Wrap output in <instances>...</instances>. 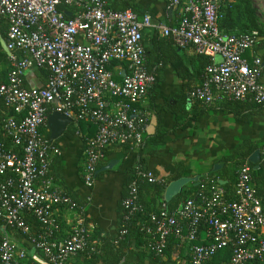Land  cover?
Here are the masks:
<instances>
[{
	"label": "built area",
	"instance_id": "obj_1",
	"mask_svg": "<svg viewBox=\"0 0 264 264\" xmlns=\"http://www.w3.org/2000/svg\"><path fill=\"white\" fill-rule=\"evenodd\" d=\"M235 1L170 0L169 7L181 9L180 22L174 27L155 26L177 48L193 49L212 61L200 85L190 91L191 100L264 105L263 61L245 57L258 44L259 32L227 35L219 28L222 4ZM1 21L7 24L5 41L11 55L0 100L13 115L0 128V264H66L93 247L92 231L84 207L52 185L50 164L61 152L41 129L53 112L96 127L84 150L82 179L87 189L93 187L104 149L139 146L149 115L136 107L156 84V75L147 70L143 31L154 26L149 15L112 11L103 0H0ZM217 57L220 63L215 62ZM32 67L48 70L44 87H24L25 74ZM139 182L168 186L152 171L136 167L121 203L124 221L142 210ZM235 196L228 200L219 180L206 178L198 194L175 210L163 203L145 227L147 249L164 256L174 238L187 246L186 259L178 256L177 264H211L225 248L231 252L228 264H264V210L248 165L237 173ZM60 207L74 216L71 231L63 238L55 214ZM25 214L37 219L40 234L31 232ZM11 229L43 257L28 258L25 249L11 240Z\"/></svg>",
	"mask_w": 264,
	"mask_h": 264
},
{
	"label": "crops",
	"instance_id": "obj_2",
	"mask_svg": "<svg viewBox=\"0 0 264 264\" xmlns=\"http://www.w3.org/2000/svg\"><path fill=\"white\" fill-rule=\"evenodd\" d=\"M103 1L109 4L114 0ZM128 1L135 4L140 17L149 15L154 26L143 31L146 59L150 64L157 63L158 56L161 55L165 61L157 66L159 69L157 83L136 107L138 111L149 115L141 146L127 144L104 149L97 165L93 187L87 189L82 179L85 166L84 150L87 140L95 135L96 127L71 118L73 122L67 126L64 134L54 141L61 154L53 157L50 164L49 176L52 185L70 196L77 206L84 207L85 221L92 231L93 247L99 246L103 239L112 237L116 231L123 216L121 203L127 194L130 174L132 175L136 167L140 166V159L147 155V152L141 154L140 150L152 142L159 130L164 129L171 133L165 136L164 142L157 145L158 154L147 158L146 166L166 181L177 173H181L182 178L193 179V182L188 183L183 189H189L191 184L196 186L200 181L209 178L211 172L221 170L223 168L221 158L240 148L246 141L253 143L257 150L261 151L258 163L254 165L250 162L255 166V170H259L264 161V105L257 106L249 102L231 105L225 104L228 100H222L205 105V111L199 115L203 106L198 105L197 101L191 100L189 96L190 91L202 81V77L199 76L198 56L193 49L183 50L155 44L158 43L157 40L166 39L155 26H176L182 18L181 9L169 7L170 0ZM234 4L237 6L234 9L236 17L227 30L240 34L256 28L254 31L259 32L258 44L248 50L245 57L250 61L255 57L262 59L263 72L260 80L264 85V0H237L230 5L222 4L223 14ZM215 62L220 63L221 59L217 57ZM34 68L26 72L27 81L32 88L42 87L46 81L40 80ZM3 115L4 110L0 109V118ZM194 115L199 116L194 119ZM46 127L45 133L47 132L50 137L48 125ZM113 161H115L113 169L97 174ZM231 165L232 163H227L226 168L231 169ZM232 180L231 176H228L225 184ZM55 214L62 227L60 238L68 236L74 221L73 212L60 207ZM29 227L32 233L37 232V229ZM2 232L3 227L0 223V239ZM8 232L11 240L25 249L28 258L33 255L43 257L41 252L35 254L31 244L17 231ZM33 234L37 235L40 232ZM205 234V232L201 234L203 241L206 239ZM186 253L187 250L182 249V246H175L172 259L176 261L178 256L181 260L186 259ZM127 261L129 264L135 263L134 251L129 254ZM66 264L83 263L81 257H74Z\"/></svg>",
	"mask_w": 264,
	"mask_h": 264
},
{
	"label": "trees",
	"instance_id": "obj_3",
	"mask_svg": "<svg viewBox=\"0 0 264 264\" xmlns=\"http://www.w3.org/2000/svg\"><path fill=\"white\" fill-rule=\"evenodd\" d=\"M235 7H237L235 4L232 5L230 10L224 13L223 19L221 20L219 24L220 30L222 31L224 30L223 33L227 35H240V34H245V33L256 30L255 28V29H251L250 31H246L240 34H234L227 30L229 26L231 25L233 18L236 17L234 16ZM107 8L112 11H116V12L132 10L139 15V12L135 9V4L133 2L130 3V1L128 0H126L125 3L124 2L121 3L118 0H114L110 2L109 4H107ZM61 10L63 11L65 9H61ZM67 13L68 11L64 12V14H67ZM246 17H250V15ZM237 18H240V17L237 16ZM6 33H7V24L1 21L0 22V39L6 40L7 38ZM157 41L158 43H155V44L165 45L167 47L171 46L172 48L176 47L170 38L161 39L160 41L159 40ZM197 56H198V61H199V66H200L199 76L201 78L205 68L211 65L212 61L208 57L199 56V55ZM162 61L165 63L161 55L158 56V60L156 61L157 63L153 62L150 64V62L146 59L147 70L148 72H153L156 75V83L158 81L157 74L159 70L157 66L159 64H162ZM34 69H35V73H38L40 80L46 81L47 83L48 76H49L48 70L45 68H40V69L34 68ZM8 71H9V58L3 52L1 48V44H0V84L5 83L7 81ZM46 83L44 84L46 85ZM24 87L26 89L32 88L31 85L27 81L26 74L24 77ZM196 103L200 106H203L199 112V115H201L205 111V105L207 104H203L198 101ZM236 103H237L236 101H228V103H225V104L235 105ZM242 103H248V102H242ZM250 104L257 105L255 103H250ZM257 106H261V105H257ZM225 108H227V106H225ZM0 109L4 110V115L2 118H0V124H1L0 128H1L5 119H7L8 116L13 115V111L10 108H8L4 104V102L1 100H0ZM199 115H194L193 118L197 119ZM84 122L85 121H79V123H84ZM85 123L88 124L89 122H85ZM89 125H91V123ZM46 128H47L46 126L43 127L41 129V133L45 136V139L49 141L48 134L47 132L45 133ZM169 133L171 132L165 131L164 129L159 130L157 134L153 137L152 142L147 143L145 149L140 150L141 154H143L144 152H147V155H145V157L140 159V167L142 169L151 171L146 166L147 165L146 160L147 158H149V156L155 157L158 154L157 145L164 142L165 136ZM6 142L8 146L11 147V144L8 141ZM52 144L55 145V142H53ZM256 150H257V147L253 145V143L246 141L245 143H243V145L240 148H237L233 150L229 155L222 157L221 162L223 163V168L219 171L211 172L209 174L210 176L209 178L218 179L221 186L225 189L226 198L228 200H235L236 199L235 198V185H236L237 173L243 165L245 164L248 165L251 170V175H252L253 182L255 185V190L257 192L258 197L261 199L263 210H264V161L263 163H261L260 165L261 168L259 170H255V166L252 165L248 161L249 157ZM227 163L229 164L232 163L231 169L226 168ZM49 172H50V168H49ZM153 173L157 175L155 172ZM228 176H231V179L233 180L232 182L225 184V180L227 179ZM180 178H182V174L177 173L167 179V184L169 185L173 181H176ZM134 179H135V171L132 172V175L130 174V178H129L127 185ZM138 184H139L138 204L141 206V209H142L141 212L137 213L136 216L129 222L124 221L123 216H121L117 229L114 232L112 237L105 238L102 240L99 246L89 247L85 252L78 254L76 257H79V258L81 257L83 264H129L127 261V258L132 251H134V256L136 257V261L134 264H177V262L172 259L174 247L182 246V249H184L185 251L187 250L186 245H181L179 241H177L174 238H171L169 241L168 247L164 252V256H156L154 253L150 252L147 249L149 236H147L146 234L145 227L148 226L150 217L153 214H156L160 211L163 203L166 204L167 208L170 211L175 210L182 203H184L190 198L195 197L198 194V192L201 189L202 182L200 181L198 184H196V186H194V184L189 185L190 186L189 189H183L182 192L170 202H166L164 200L165 187L152 186V185H149L147 182H139ZM25 221L27 224H29V226L35 228V230L37 229V232L35 231L33 233H39L42 231V227L40 226L37 219H35L33 216L29 214H25ZM12 230L14 229H11L10 231ZM124 230H126L127 233L125 235H122L121 233ZM18 233L22 238L26 239L24 236H22L20 232ZM32 249L34 250L33 246H32ZM230 256H231V252L229 248L222 249L213 258V260L211 261L212 262L211 264H228ZM255 264H258V263H255Z\"/></svg>",
	"mask_w": 264,
	"mask_h": 264
},
{
	"label": "water",
	"instance_id": "obj_4",
	"mask_svg": "<svg viewBox=\"0 0 264 264\" xmlns=\"http://www.w3.org/2000/svg\"><path fill=\"white\" fill-rule=\"evenodd\" d=\"M1 48L4 51V53L9 57L11 55L10 51L7 48L6 41L4 39H0ZM73 121L71 118L59 113V112H53L48 116L47 119V125L50 130V137L49 141L54 142L57 139H59L65 132L67 126L71 124ZM261 157V151L256 150L250 157L249 162L252 164H257ZM115 161L109 163V165L103 169H100L97 174L101 173V171L104 170H111L113 169V165ZM217 168V167H216ZM257 168H259L257 166ZM190 182H193V179L190 178H180L176 181H173L170 183L164 193V200L166 202L172 201L176 196H178L182 189Z\"/></svg>",
	"mask_w": 264,
	"mask_h": 264
},
{
	"label": "rangeland",
	"instance_id": "obj_5",
	"mask_svg": "<svg viewBox=\"0 0 264 264\" xmlns=\"http://www.w3.org/2000/svg\"><path fill=\"white\" fill-rule=\"evenodd\" d=\"M252 17V16H251Z\"/></svg>",
	"mask_w": 264,
	"mask_h": 264
}]
</instances>
